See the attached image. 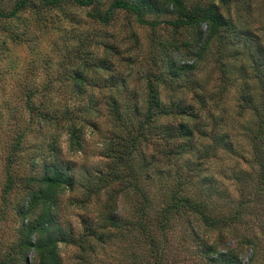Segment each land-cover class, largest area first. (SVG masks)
<instances>
[{
	"label": "rangeland",
	"instance_id": "rangeland-1",
	"mask_svg": "<svg viewBox=\"0 0 264 264\" xmlns=\"http://www.w3.org/2000/svg\"><path fill=\"white\" fill-rule=\"evenodd\" d=\"M17 1L0 0V10L10 12ZM31 1L35 10L27 8L13 19H0V264L4 260L43 264L49 235L56 242L60 264H129L131 235L112 228L110 221H128L139 199L130 193L126 173L123 182L115 181L105 190L97 191L94 181L110 174L112 156L121 152L127 133L134 136L140 125L145 131L136 163L149 169L140 185L148 191L154 209L166 202L171 205L173 197L198 204L194 211L182 202L178 211L165 213L167 225L157 232L162 264H264L263 254L239 241L245 232L257 235L252 220L263 208L260 199L248 192L241 212L236 211L243 200L229 168L238 163L249 169L244 164L249 160L245 128L251 117L235 115L234 87L209 123L222 119L223 130L230 131L237 143V155L201 160L200 170L197 146L181 151L176 147L183 142L174 144L163 137L164 128L176 127L182 115L144 123L153 88L167 102L202 83L206 92H219L213 63L216 35L199 21L173 28L170 23L180 19L172 0H98L89 8L64 3L57 9ZM116 1L138 5L139 19L155 26L140 25L133 14L121 11L113 13L106 25L87 18L86 14L102 16ZM180 1L188 12L209 4ZM217 5L230 27L244 37L258 38L264 47V0ZM179 85L181 91L176 89ZM48 112L50 116L55 112L58 120L41 119ZM10 153L24 161L17 159L11 187L3 192ZM54 160L73 184L57 188V228L46 233L36 227L44 208L37 180L49 173ZM86 181L94 183L91 192L82 186ZM247 205L253 210H247ZM201 211L220 221L236 218L230 227L218 222L209 225ZM141 247L136 251L142 252Z\"/></svg>",
	"mask_w": 264,
	"mask_h": 264
},
{
	"label": "trees",
	"instance_id": "trees-1",
	"mask_svg": "<svg viewBox=\"0 0 264 264\" xmlns=\"http://www.w3.org/2000/svg\"><path fill=\"white\" fill-rule=\"evenodd\" d=\"M98 0H38V5L46 9H57L61 4L71 3L72 6L77 8H89L94 2ZM173 8L176 15L180 19L175 23H170L173 28H186L193 26L196 22H201L207 28L210 34L216 35L215 38V53L217 54L213 63L215 64V71L217 76V84L220 90L218 93L206 92V83H202L200 87H191L187 90L186 96L178 98L171 97L169 101H164L160 92L157 89H151V96L149 97V107L144 111V123L150 125L156 123L161 117L173 118V116L182 115V119L177 123L176 127L168 125L165 127L163 137L166 141L182 144L176 147L178 150L194 149L195 146L200 149L201 153L195 159L198 160L197 168L204 162L210 159H217L222 154L237 155L238 149L236 142L233 140L230 131L223 130L224 122L221 118L210 125V120L213 112H218L223 106L224 101L228 97V89L233 86L235 94L237 95V110L236 116L242 119L246 114L251 117L246 125L245 130L249 137V160L246 161L249 169L235 163L230 166L229 170L232 176V181L238 195L240 196L241 205L236 210L240 211L246 201L248 192L249 195H255L256 199H260L262 213L256 214L257 220H252L256 223V233L240 234L239 241L242 245L252 246L254 252L264 255V47L256 37L246 36L239 34L235 26L230 27V24L218 12V5H228L233 0H207L208 6H197L190 12L182 8L180 0H172ZM35 3L31 0H19L14 3L13 8L8 13H3L0 10V19L10 20L13 19L18 13L24 9L32 8L35 10ZM129 12L133 14L140 25H150L154 27L155 24H146L142 22L140 17V10L138 5L130 2L116 1L109 6L107 11L102 16H91L86 14L90 20H96L101 24H107L109 17L115 12ZM235 30L229 33V29ZM237 32V34H236ZM241 32V31H239ZM227 34L226 37L222 34ZM215 56V55H214ZM235 63H237L235 65ZM186 87L185 85H183ZM181 85L176 87L177 91H181ZM218 90V89H217ZM217 92V91H216ZM179 93V92H176ZM189 97V98H188ZM176 99L178 101H172ZM115 112V111H114ZM49 113V112H48ZM116 114V112H115ZM50 113L48 117L41 114V119L48 121H57L58 116L55 112ZM217 117V116H216ZM186 118V119H185ZM185 119V121H183ZM197 123V124H195ZM224 123V124H223ZM195 124V125H194ZM139 125V124H138ZM140 125L139 128L133 130L134 136L130 132L127 133V140L121 142V152L111 158V172L108 175H100L97 178L98 187L105 190V188L115 182H123L122 175L126 173L129 186L131 187L130 193L134 194L139 199V204L132 210V216L129 220H121L113 218L110 221L111 227L126 233L129 231L131 235L132 250L130 253L129 264H162L161 254V240L157 238L158 229L167 225L165 213H173L181 208L182 202H185L187 208L191 210L197 209V200L184 197H173L171 205L166 202L163 207L154 209L152 202H150L149 193L141 185V177L148 174L147 168L138 166L136 159L140 154L138 145L142 142L143 130ZM149 129V127H146ZM129 131V130H126ZM181 139V141H180ZM168 143V142H167ZM177 146V145H176ZM20 158L17 154H9L6 157V170H5V186L3 192H7L12 184V174L14 173L15 166L18 165L17 159ZM20 161H24L20 158ZM49 173L41 177L38 181L40 184L39 197L43 200V211L37 220L36 227L40 231L46 233L52 228H57L55 224L56 215L54 209L57 208L56 190L63 184L72 185L73 182L68 176V172L57 163L55 160L51 162ZM200 170V168H199ZM93 181H86L83 183L84 190L91 192ZM247 193V194H246ZM203 203L204 202H200ZM232 207V206H231ZM241 208V209H240ZM253 207L247 205L246 209L253 210ZM205 210V208H203ZM246 209L244 211H246ZM203 211V210H202ZM201 211L202 218L206 220L207 224L210 222L219 223L221 226H232V220L227 218L217 220L214 216L205 215ZM206 211V210H205ZM235 212V213H237ZM241 212V211H240ZM153 216V219L152 217ZM216 220H215V219ZM238 220V219H237ZM211 224V223H210ZM209 224V225H210ZM152 226L154 228H152ZM157 227V228H156ZM153 229V230H152ZM252 234V235H251ZM47 242L44 244V259L43 264H60L59 256L56 252L55 241L49 235ZM143 249L142 252L136 251L139 246ZM42 247H37V249ZM3 264H10L9 260H4ZM224 264H231L225 262Z\"/></svg>",
	"mask_w": 264,
	"mask_h": 264
}]
</instances>
